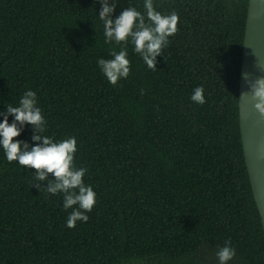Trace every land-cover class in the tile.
<instances>
[{"label": "trees", "instance_id": "obj_1", "mask_svg": "<svg viewBox=\"0 0 264 264\" xmlns=\"http://www.w3.org/2000/svg\"><path fill=\"white\" fill-rule=\"evenodd\" d=\"M248 2L153 0L178 30L156 70L129 40V75L113 86L97 63L121 50L105 43L103 0H0V113L34 91L42 135L76 138L96 193L70 229L63 194L37 190L51 175L35 179L0 148V264H219L226 240L227 264H264L238 113ZM143 4L115 0L112 18ZM200 86L203 105L191 100ZM35 132L25 124L14 140L31 150Z\"/></svg>", "mask_w": 264, "mask_h": 264}, {"label": "clouds", "instance_id": "obj_2", "mask_svg": "<svg viewBox=\"0 0 264 264\" xmlns=\"http://www.w3.org/2000/svg\"><path fill=\"white\" fill-rule=\"evenodd\" d=\"M143 7L144 14L135 7H128L113 19L115 0L112 7L108 6L107 0H103L99 20L103 22L105 43L120 45L121 50H113L110 53L111 59H99L97 63L102 74L113 86L129 75L130 61L127 59L126 48L129 40L135 53L140 55L147 67L156 70V57L162 54L169 43V37L174 36L178 30L179 16L175 11L163 15L156 11L153 0H144ZM244 79L248 83L252 99L257 101L255 109L264 114V79L252 82H249L246 76ZM203 92L202 86L195 88L191 100L203 105ZM241 95L247 93L243 92ZM0 115L3 116V122H0V148L3 149L7 161L18 162L20 166L34 170L35 179L40 181H45L51 175L53 179L48 181L47 188L40 189L39 185H36L37 190H44L51 195L63 194V208L71 209L66 224L68 228H74L77 221L86 223L89 219L86 213L91 212L96 204V193L90 185L84 183L87 169L75 167L76 138L53 142L48 136L42 135L45 131V120L37 107L36 93L31 90L23 94L19 106L9 105L6 114ZM8 116L14 117L11 124L8 123ZM25 124L34 126L36 130L32 136L35 146L31 150H28L26 143L22 145L21 141L14 140L20 135V130ZM235 254L230 240H226L216 256L219 264H227Z\"/></svg>", "mask_w": 264, "mask_h": 264}, {"label": "water", "instance_id": "obj_3", "mask_svg": "<svg viewBox=\"0 0 264 264\" xmlns=\"http://www.w3.org/2000/svg\"><path fill=\"white\" fill-rule=\"evenodd\" d=\"M249 82L264 79V0H249L241 61L238 113L239 129L253 197L264 231V114L254 107ZM247 95H241V93Z\"/></svg>", "mask_w": 264, "mask_h": 264}]
</instances>
